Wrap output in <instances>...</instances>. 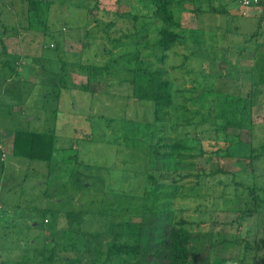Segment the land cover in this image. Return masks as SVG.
Wrapping results in <instances>:
<instances>
[{
	"label": "rangeland",
	"instance_id": "1",
	"mask_svg": "<svg viewBox=\"0 0 264 264\" xmlns=\"http://www.w3.org/2000/svg\"><path fill=\"white\" fill-rule=\"evenodd\" d=\"M47 1L30 11L0 0V264H133L87 250L134 242L114 234L138 222L140 253H151L181 219L196 236L190 264H264V6L172 0L179 38L164 52L146 33L149 0ZM154 77L171 82L160 118L130 96ZM17 128L54 129L64 149L49 162L12 156ZM159 137L194 149L156 171Z\"/></svg>",
	"mask_w": 264,
	"mask_h": 264
},
{
	"label": "trees",
	"instance_id": "2",
	"mask_svg": "<svg viewBox=\"0 0 264 264\" xmlns=\"http://www.w3.org/2000/svg\"><path fill=\"white\" fill-rule=\"evenodd\" d=\"M38 1L39 0H28V8L30 11L38 10ZM41 1L48 3L47 0ZM149 2L151 3L152 7V16L150 22L151 25H153V28L148 27L146 32L147 36L150 35L151 30L154 31L155 39L153 45L155 47L161 48L164 52H167L179 38L177 32L172 29L173 25H179L174 19V13L171 7L172 0H149ZM260 6H264V2L257 6H250L246 10H254ZM209 9H211V12H224L223 10L216 9L214 7ZM244 14H247V12ZM260 18L261 16H259L258 20V29L261 27ZM133 19L136 20L137 17H133ZM146 28L147 27H145L144 30H146ZM137 35H139L138 32L134 33V36ZM145 38L146 36L142 37L140 41H143ZM162 58L165 59V56H162ZM126 82H128V84L132 87V85L135 83V80L127 79ZM148 82L149 84L145 85L144 87L142 85L135 84V86L132 88V95L130 96L151 101L154 106L155 117L160 118V115L165 114L167 112L166 109L172 104L171 82L166 79H160L159 77L149 78ZM249 96L251 98L252 95ZM236 104L239 105L238 102H236ZM245 107L246 106H243L239 111L242 113V115L244 114ZM228 124L234 126L233 121L228 122ZM56 138L57 137L55 135L54 129L47 131H30L17 128L13 130L12 138L6 145L10 146L9 152L12 156H21L29 160H43L49 162L53 159L57 150L64 149L62 147H58ZM162 148H165L166 150H161ZM193 149L194 148L187 143L185 138L174 137L167 139L165 137H159L151 144V150L149 153V167H153L152 165L155 163L154 168L156 171L168 169L169 167H166L163 164L166 159L173 156L184 157L191 155V151ZM237 157L239 160L243 158V156L240 154ZM173 169L176 168L173 167ZM218 171L226 172L224 169H217L215 171L211 170L209 174H214ZM260 200L253 202L256 211L254 210L253 213H249L254 214L261 211L260 207L263 199L260 198ZM1 209L2 206L0 207V210ZM44 214L47 215L49 213L44 212ZM66 217L69 223L75 222L76 224L81 225L83 214L81 212L74 213L72 211H68L66 212ZM44 219L47 221V218ZM126 224H129L128 220H126ZM131 225L132 227L125 230L123 234L116 232L114 234V239H117V237L125 234H133L135 237L134 242L111 241L106 249L100 248L98 245H96L95 248H88L87 251H91L90 254L94 252L95 255L105 254L106 260H109L112 257L131 255L134 258L133 264H148V261L150 264H190V243L192 239L193 241L195 240L196 236L195 234L191 235L190 231L184 226L185 221L183 219L175 223L164 225L161 235L158 237L159 239L157 242L152 244L151 253L148 252L147 254L140 253L141 250L139 241L141 233L140 228H136L138 226L140 227V223L134 222ZM81 234L85 235V232H81ZM92 237H97V235L92 234ZM84 239L87 244L88 241L90 243V240L87 238V236ZM53 256L54 252L52 250L50 256L47 259H50L51 261L53 260ZM136 256L138 258H136ZM222 263L225 264L226 261H223ZM210 264L221 263L219 260H215Z\"/></svg>",
	"mask_w": 264,
	"mask_h": 264
},
{
	"label": "built area",
	"instance_id": "3",
	"mask_svg": "<svg viewBox=\"0 0 264 264\" xmlns=\"http://www.w3.org/2000/svg\"><path fill=\"white\" fill-rule=\"evenodd\" d=\"M237 2L239 3V5L248 8L250 6H257L259 4H262L264 0H237ZM243 13H245V11H243Z\"/></svg>",
	"mask_w": 264,
	"mask_h": 264
},
{
	"label": "crops",
	"instance_id": "4",
	"mask_svg": "<svg viewBox=\"0 0 264 264\" xmlns=\"http://www.w3.org/2000/svg\"><path fill=\"white\" fill-rule=\"evenodd\" d=\"M245 11V13H246V10H244ZM2 155H4V154H2Z\"/></svg>",
	"mask_w": 264,
	"mask_h": 264
}]
</instances>
